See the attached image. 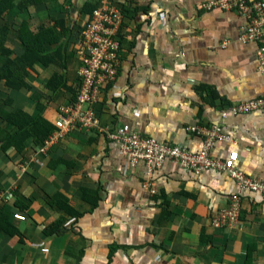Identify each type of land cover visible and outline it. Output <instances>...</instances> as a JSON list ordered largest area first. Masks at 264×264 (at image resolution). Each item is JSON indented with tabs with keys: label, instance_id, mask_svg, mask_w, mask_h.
I'll return each instance as SVG.
<instances>
[{
	"label": "crops",
	"instance_id": "1",
	"mask_svg": "<svg viewBox=\"0 0 264 264\" xmlns=\"http://www.w3.org/2000/svg\"><path fill=\"white\" fill-rule=\"evenodd\" d=\"M211 1L15 0L1 15L12 57L25 51L21 32L49 31L39 43L49 64H34L19 90L0 81V192L13 190L0 202V264H264V197L242 191L238 222L216 227L213 214L228 210L239 192L229 173L196 175L166 161L150 175L108 136L129 124L197 151L192 128L219 125L228 139L212 157L264 181V112L222 118L224 109L264 96L257 60L264 42H244L247 19L207 9ZM104 3L130 9L117 80L95 105L103 130L74 128L41 155L56 135L59 108L74 98L82 65L76 46L92 15L86 5ZM55 74L62 85L52 89ZM15 113L54 130L41 143L29 137L21 150L3 148L1 139L17 131L8 120Z\"/></svg>",
	"mask_w": 264,
	"mask_h": 264
},
{
	"label": "built area",
	"instance_id": "2",
	"mask_svg": "<svg viewBox=\"0 0 264 264\" xmlns=\"http://www.w3.org/2000/svg\"><path fill=\"white\" fill-rule=\"evenodd\" d=\"M207 9L224 8L236 11L247 19L242 33L244 42H264V0H214L205 5ZM129 19L123 13V8L114 4L104 3L91 15L88 23L80 30L76 52L82 60L78 70V84L74 98L69 105L59 108L56 122V135L47 138L40 154L46 155L55 138L74 128L87 130H103L102 119L95 105L99 103L103 87L115 84L121 64V31L124 23ZM259 71L264 74V46L257 48ZM264 112V96L250 99L228 107L222 111V118L229 115ZM192 132L200 139V148L192 150L181 145H170L152 137L143 136L133 130L131 125L124 124L109 131L108 136L117 142L121 153L128 157L136 166L144 163L151 175L153 169L161 168L166 161H173L184 169L199 175L206 171L229 173L236 181L239 192L232 197L228 210L222 209L212 216V224L216 227L236 224L238 222V205L240 193L248 191L258 193L264 197V181L252 179L228 163L213 158L211 150L216 143L227 140L223 129L219 125L196 126ZM13 190L0 192V202L9 199ZM14 218L25 220L22 213L14 214ZM42 252H48L42 248Z\"/></svg>",
	"mask_w": 264,
	"mask_h": 264
},
{
	"label": "trees",
	"instance_id": "3",
	"mask_svg": "<svg viewBox=\"0 0 264 264\" xmlns=\"http://www.w3.org/2000/svg\"><path fill=\"white\" fill-rule=\"evenodd\" d=\"M14 5L15 0H2L0 3V18L5 11L11 10ZM97 7L98 5H86L87 12L85 13L93 14V11ZM129 9L130 8L128 7L123 8V13L127 18H129ZM23 27H25L24 24L21 25V30ZM48 32L47 30L46 32H41L43 33L42 35L41 33H36L34 35L29 32L23 35L22 32H19L25 51L19 56L12 57V52L6 49L4 45L7 38V29L0 28V54L4 58L0 69V81H5L8 87L19 90L27 85L25 83V77L28 75L29 71L33 69L34 64H49L47 62L48 56H44L46 51L43 49V44H39L43 43L41 37ZM60 85H62V77L58 74H55L48 83V86L52 89H57ZM8 120L17 127V131L13 135H9L8 137L1 139L3 148L13 144L21 150L24 147L23 142L29 137H33L37 143H41L54 130V126L45 120L44 123L39 117L32 118L29 115H24L22 113L13 114L8 118ZM61 198L64 199L63 197ZM3 222H5V220H3ZM1 226L3 227L2 224H0V227ZM9 230L10 228L6 229V231Z\"/></svg>",
	"mask_w": 264,
	"mask_h": 264
}]
</instances>
